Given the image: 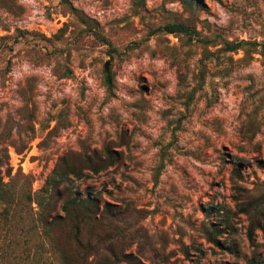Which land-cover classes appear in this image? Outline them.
<instances>
[{
  "label": "rangeland",
  "instance_id": "374dc122",
  "mask_svg": "<svg viewBox=\"0 0 264 264\" xmlns=\"http://www.w3.org/2000/svg\"><path fill=\"white\" fill-rule=\"evenodd\" d=\"M263 45L264 0H0V264H264Z\"/></svg>",
  "mask_w": 264,
  "mask_h": 264
},
{
  "label": "trees",
  "instance_id": "16d2710c",
  "mask_svg": "<svg viewBox=\"0 0 264 264\" xmlns=\"http://www.w3.org/2000/svg\"><path fill=\"white\" fill-rule=\"evenodd\" d=\"M176 30L182 31V32H190L187 28H184L181 26L177 27ZM240 45H241V42L231 44L230 42L225 41V42H223V49L227 50V51H233V50L237 49ZM263 47H264V45H263ZM5 193H6V191L4 189V186H1L0 187V204L3 201V197H4ZM24 201L31 202L30 194H26L24 196ZM80 204H83L84 206L86 205V206L90 207L91 209H93L94 211H97V209H98V202L95 200H92V199L90 200V199L84 198L83 200L80 201ZM43 225L48 226L47 220L46 221H45V219L43 220ZM44 235L47 236L46 231L44 232ZM51 244L56 246L53 242H51ZM51 244L50 243L48 244V242H47V243H35L33 245L34 253L32 254L31 258H33L32 260L35 264L40 262V259L43 256L42 254L47 252L48 247H50L51 250L54 249ZM35 256H37V257H35ZM57 256H58V259H57L58 264H92L91 261H87V259L83 258V257H72V256H67L63 253H59V254H57ZM111 264H116V262H112Z\"/></svg>",
  "mask_w": 264,
  "mask_h": 264
}]
</instances>
